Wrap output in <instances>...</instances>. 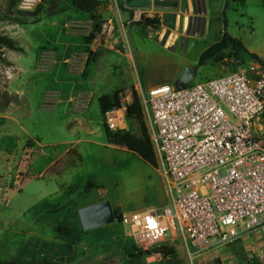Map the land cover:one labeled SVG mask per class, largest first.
<instances>
[{
    "label": "rangeland",
    "instance_id": "1",
    "mask_svg": "<svg viewBox=\"0 0 264 264\" xmlns=\"http://www.w3.org/2000/svg\"><path fill=\"white\" fill-rule=\"evenodd\" d=\"M210 5V27L202 40L160 41L139 23L133 24L135 32L127 27L122 50L131 52L129 58L106 53L101 45L89 48L94 39L86 43L84 37L92 25L65 0H0V33L21 48L4 49L6 62L0 63V260L47 257L59 264H124L122 240L132 239L128 226L115 221L83 231L78 209L108 200L122 214L147 207L173 210L156 164L106 143L104 123L111 131L139 135L137 122L124 120L128 100L102 115L98 98L115 90L124 96L131 87L147 96L151 86L176 85L186 67L196 83L235 71L226 57L197 65L224 29L225 1ZM225 18L226 32L264 62V0L228 3ZM108 119H115L116 127ZM144 120L149 129L145 115ZM59 153L52 170L39 174ZM52 171L60 177H51ZM88 180L102 188L85 194ZM58 225L67 226L69 234L57 232ZM176 239L169 244L174 257L150 254L140 262L191 264L178 228ZM81 240L82 246L77 244ZM260 254L264 229L206 251L194 264H248L260 262Z\"/></svg>",
    "mask_w": 264,
    "mask_h": 264
},
{
    "label": "built area",
    "instance_id": "2",
    "mask_svg": "<svg viewBox=\"0 0 264 264\" xmlns=\"http://www.w3.org/2000/svg\"><path fill=\"white\" fill-rule=\"evenodd\" d=\"M229 61L236 70L216 78L151 86L147 96L134 88L173 205L122 214L140 249L173 244L178 228L194 264L264 229V67ZM119 98L122 105L129 94Z\"/></svg>",
    "mask_w": 264,
    "mask_h": 264
},
{
    "label": "trees",
    "instance_id": "3",
    "mask_svg": "<svg viewBox=\"0 0 264 264\" xmlns=\"http://www.w3.org/2000/svg\"><path fill=\"white\" fill-rule=\"evenodd\" d=\"M69 2L77 12H82L86 15L87 19L92 22V28L88 35L84 37L86 43L91 42L95 39L102 30L103 19L99 16L97 12V7L100 5L99 0H65ZM226 5L222 12L223 14V27L224 29L220 31L213 43L207 46L200 54L197 65H205L207 62L221 63L224 57L230 59H239L241 63H245L249 60H255L264 67L263 60L256 54L249 52L241 43L240 40L230 36L226 32V8L228 3H243L244 0H225ZM139 24L145 27H151L157 29L159 27L160 21L157 17L145 18L142 17ZM4 49H9L13 51H20L21 48L16 44L13 38L0 33V63L6 62L4 57ZM90 54V53H89ZM232 69L237 67L232 65ZM180 86H186L184 84H179ZM122 90H115L111 94H106L98 98V105L102 115L108 111L118 110L122 108L119 94ZM129 99L124 107V120L127 122L135 121L138 124L139 135H135L128 130L119 129L111 131L106 123L103 124L106 143L114 147H123L130 151L139 154L146 161L155 164L156 156L153 149V144L149 137V130L147 124L144 120V113L138 98V95L133 87L130 88ZM80 160V158H79ZM84 193H90L93 190H98L102 188L101 185L96 184L94 181L88 180L84 185ZM70 192V190H69ZM67 192V194L69 193ZM56 209H54L55 211ZM113 212L118 223H122V213L118 208H113ZM55 230L59 233L65 232L69 234L70 229L67 226L58 225ZM68 248V247H67ZM123 251L125 253L124 264H142L140 262L141 258L150 254H158L161 257H174L176 255V250L173 246L167 243H158L150 246L148 249H140L136 246L133 239H128L126 241ZM0 264H59L58 262L52 260L51 258L43 257L41 259L35 260H25L20 261L16 259L11 260H0ZM248 264H264V261H256L253 259L249 261Z\"/></svg>",
    "mask_w": 264,
    "mask_h": 264
},
{
    "label": "crops",
    "instance_id": "4",
    "mask_svg": "<svg viewBox=\"0 0 264 264\" xmlns=\"http://www.w3.org/2000/svg\"><path fill=\"white\" fill-rule=\"evenodd\" d=\"M132 1L99 0L100 5L97 7V12L104 22L100 34L94 39L93 44L91 43L93 46L89 44V48L93 49L94 46L101 45L106 53L116 52L131 58L130 51L126 53L122 50L124 46L122 36L126 38V34L128 33L127 27H130V30L135 32L133 24H138L142 17H157L159 19L160 24L157 29L148 26L146 28L156 33L160 41H171L179 37H182L184 40H202L206 35L207 29L210 27L208 10L211 7L212 0H149L148 7H141L139 3L132 4ZM84 21H86L87 26L91 27L92 22L90 20L86 19ZM97 41L99 42L97 43ZM118 42L122 43V48L120 49L116 48V46L120 45H116ZM68 150L66 149L63 152L64 156ZM60 154H57L56 157L50 160L39 174L50 172L55 163L60 159ZM51 177L57 178L60 176L52 171ZM96 202H99V200H96L94 203ZM83 241L81 240V243L77 244L82 246ZM126 241L123 237V245ZM103 264L107 263L103 262Z\"/></svg>",
    "mask_w": 264,
    "mask_h": 264
},
{
    "label": "water",
    "instance_id": "5",
    "mask_svg": "<svg viewBox=\"0 0 264 264\" xmlns=\"http://www.w3.org/2000/svg\"><path fill=\"white\" fill-rule=\"evenodd\" d=\"M135 3H139L141 7L149 6V0H133L132 4ZM193 79L191 67H186L180 75L177 84H189ZM77 214L81 227L85 231L116 221L113 208L108 200L81 207L78 209Z\"/></svg>",
    "mask_w": 264,
    "mask_h": 264
},
{
    "label": "bare ground",
    "instance_id": "6",
    "mask_svg": "<svg viewBox=\"0 0 264 264\" xmlns=\"http://www.w3.org/2000/svg\"><path fill=\"white\" fill-rule=\"evenodd\" d=\"M108 123L111 124L113 127H116L117 123L115 122V119H108Z\"/></svg>",
    "mask_w": 264,
    "mask_h": 264
}]
</instances>
